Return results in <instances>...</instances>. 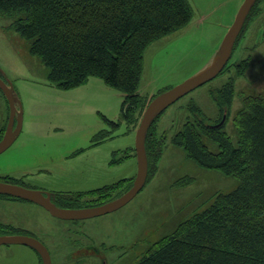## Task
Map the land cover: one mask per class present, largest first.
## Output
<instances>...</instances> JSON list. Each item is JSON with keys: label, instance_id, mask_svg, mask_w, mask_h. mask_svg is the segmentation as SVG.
<instances>
[{"label": "rangeland", "instance_id": "1", "mask_svg": "<svg viewBox=\"0 0 264 264\" xmlns=\"http://www.w3.org/2000/svg\"><path fill=\"white\" fill-rule=\"evenodd\" d=\"M243 1L190 0V21L154 41L144 53L139 87L143 99L202 70L220 48ZM258 4V12L248 19L235 43L228 67L159 115L157 131L167 141L155 170L130 202L103 215L62 219L34 202L0 197V235L39 239L48 247L52 264H135L151 244L173 233L218 193L235 189L238 178L200 166L172 137L192 118V102L217 118L219 106L212 89L233 79L234 92L223 130L238 145L236 113L246 96L264 95V0ZM14 19L12 15L0 16V71L22 103L23 119L20 135L0 154V175L22 178L16 184L45 193L73 195L135 177L137 128L129 126L124 117V95L95 76L70 89L52 84L49 68L30 52L28 40L12 28ZM244 59L248 65L239 73L235 63ZM9 113V102L0 89V129L7 124ZM102 130L107 131V138L100 139ZM204 141L212 151H219L215 140ZM112 159L117 161L112 163ZM92 198L58 199L57 203L81 208ZM39 257L30 246L0 244V264H40Z\"/></svg>", "mask_w": 264, "mask_h": 264}, {"label": "trees", "instance_id": "2", "mask_svg": "<svg viewBox=\"0 0 264 264\" xmlns=\"http://www.w3.org/2000/svg\"><path fill=\"white\" fill-rule=\"evenodd\" d=\"M259 2L246 22L258 12ZM3 15L15 17L12 28L28 40L30 52L49 68L52 84L70 89L89 77L102 78L124 95V117L136 130L149 101L170 88L143 99L139 87L144 53L154 41L185 26L192 18L193 7L190 0H0V16ZM235 64L242 73L248 59ZM228 65L229 62L222 71ZM0 75L4 77L1 72ZM233 92V79L212 89L219 106L215 119L192 102V118L185 121L172 140L200 166L234 175L238 186L218 193L207 207L181 222L173 233L151 244L135 264H264V95L244 98L243 107L234 117L239 134L235 146L223 130L226 122L221 127L212 126L221 121L224 113L228 119ZM158 118L146 138L148 177L167 141L157 131ZM110 123L117 125L112 120ZM6 127L7 124L0 129V140ZM102 136L107 138V131L102 130L100 139ZM204 138L215 140L219 151H212ZM134 178H122L76 195L54 193L52 200L58 205V199L78 201L89 195L93 198L84 206L99 205L118 189L119 194L109 200L125 193ZM20 179L0 175L3 182L20 183ZM0 197L22 199L1 193ZM67 204L73 207L74 203Z\"/></svg>", "mask_w": 264, "mask_h": 264}, {"label": "water", "instance_id": "3", "mask_svg": "<svg viewBox=\"0 0 264 264\" xmlns=\"http://www.w3.org/2000/svg\"><path fill=\"white\" fill-rule=\"evenodd\" d=\"M257 0H244L241 4L234 22L224 36L220 48L216 51L210 62L198 73L175 85L151 99L146 106L138 124L135 137L137 156V173L132 186L122 195L99 205L81 208H68L57 205L52 200V193L27 188L16 183L0 181V193L26 199L43 206L53 216L62 219H85L115 211L130 202L144 187L149 174V162L146 151L147 133L159 115L172 103L188 94L195 88L215 78L229 62L236 40L240 35L246 19ZM2 74L3 72L0 71ZM0 89L5 94L10 107L9 119L5 133L0 140V154L8 149L20 135L22 129L23 109L22 103L15 92L11 81L0 75ZM227 119L224 113L220 122L212 125L221 127ZM23 244L34 248L41 256L43 264H52V257L48 247L39 239L29 235H0V244ZM105 264V262L103 263Z\"/></svg>", "mask_w": 264, "mask_h": 264}, {"label": "flooded vegetation", "instance_id": "4", "mask_svg": "<svg viewBox=\"0 0 264 264\" xmlns=\"http://www.w3.org/2000/svg\"><path fill=\"white\" fill-rule=\"evenodd\" d=\"M54 195V193H52V196ZM84 207H86V206H84ZM69 208H71V207H69Z\"/></svg>", "mask_w": 264, "mask_h": 264}, {"label": "crops", "instance_id": "5", "mask_svg": "<svg viewBox=\"0 0 264 264\" xmlns=\"http://www.w3.org/2000/svg\"><path fill=\"white\" fill-rule=\"evenodd\" d=\"M83 191V190H82Z\"/></svg>", "mask_w": 264, "mask_h": 264}]
</instances>
